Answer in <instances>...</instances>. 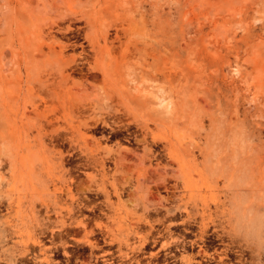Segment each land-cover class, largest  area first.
I'll use <instances>...</instances> for the list:
<instances>
[{
	"label": "rangeland",
	"instance_id": "1",
	"mask_svg": "<svg viewBox=\"0 0 264 264\" xmlns=\"http://www.w3.org/2000/svg\"><path fill=\"white\" fill-rule=\"evenodd\" d=\"M234 179L264 199V0H0V264H264Z\"/></svg>",
	"mask_w": 264,
	"mask_h": 264
},
{
	"label": "clouds",
	"instance_id": "2",
	"mask_svg": "<svg viewBox=\"0 0 264 264\" xmlns=\"http://www.w3.org/2000/svg\"><path fill=\"white\" fill-rule=\"evenodd\" d=\"M246 146L243 130L239 127L229 129L224 121H217L209 133L210 160L225 152H231L232 158L239 160ZM225 191L229 193L225 216L231 233L254 247L264 248V199L251 197L242 179H234Z\"/></svg>",
	"mask_w": 264,
	"mask_h": 264
},
{
	"label": "bare ground",
	"instance_id": "3",
	"mask_svg": "<svg viewBox=\"0 0 264 264\" xmlns=\"http://www.w3.org/2000/svg\"><path fill=\"white\" fill-rule=\"evenodd\" d=\"M259 82V81H258ZM261 83V82H260Z\"/></svg>",
	"mask_w": 264,
	"mask_h": 264
}]
</instances>
